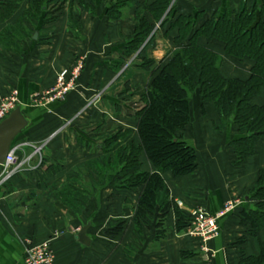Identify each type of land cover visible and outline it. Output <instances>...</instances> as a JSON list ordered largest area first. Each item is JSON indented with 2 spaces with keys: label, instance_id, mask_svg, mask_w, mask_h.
<instances>
[{
  "label": "crops",
  "instance_id": "obj_1",
  "mask_svg": "<svg viewBox=\"0 0 264 264\" xmlns=\"http://www.w3.org/2000/svg\"><path fill=\"white\" fill-rule=\"evenodd\" d=\"M30 1H24L9 21L0 22V34L18 22ZM243 2L250 8L261 0H176L175 6L177 15L203 12L195 27L199 28L217 10L225 6L240 10ZM91 6L84 8L79 0H72L59 12L51 31H47L49 25L37 31L38 38L29 37L23 51L0 49V103L16 89L32 118L31 127L13 144L20 146L17 155L22 166L0 184V264H25L26 243L46 242L53 246L55 264H187L202 261L210 251L214 253L212 264H238L245 253L257 254L253 227L244 220L242 210L255 203L251 191L264 168V137L256 142V153L248 162L237 165L232 142L240 137L238 129L228 120L226 127L216 132L222 118L212 102H203L199 90L191 94L190 122L179 131L195 148L198 169L192 175L175 177L167 171L162 176L172 198L185 212L199 206L215 213L227 201L239 199L242 203L219 222L220 234L206 244L208 253L202 251L203 243L178 230L173 210L166 223L167 234L159 241L157 217L150 223L137 222L144 185H123L124 177L113 169L114 154L122 144L110 139L128 132L130 143L136 147L141 144L139 109L131 106L135 94L125 95L123 87L127 83L134 88L141 82L147 90L152 74L140 67L136 56L126 60L121 69L116 66L135 32L133 16L112 20L106 0ZM169 29V23L162 25L157 31L159 38L166 37L174 49L187 44L176 42L177 28ZM154 41L140 51L141 57ZM198 44L226 54L222 40L201 36ZM81 57L85 68L78 88L65 100L34 104L35 98L55 85L59 71ZM254 65L248 56L229 55L221 73L227 79H248ZM142 94L137 93L138 100ZM254 104L264 105V86ZM139 159L144 171L156 170L145 153ZM2 169L0 164V176ZM88 222L90 246L78 238ZM119 224V233H108ZM257 234L264 242V229Z\"/></svg>",
  "mask_w": 264,
  "mask_h": 264
},
{
  "label": "trees",
  "instance_id": "obj_2",
  "mask_svg": "<svg viewBox=\"0 0 264 264\" xmlns=\"http://www.w3.org/2000/svg\"><path fill=\"white\" fill-rule=\"evenodd\" d=\"M24 1L0 0V22L14 16ZM68 1L72 0H31L17 25L7 26L0 34V47L23 51L26 39L55 22L58 12ZM79 1L82 7L90 8L97 0ZM106 1L112 20L121 19L126 14L125 8L136 6L138 25L124 46V56L121 63L116 65L118 69L142 48L158 23H169V30L177 28L178 43L187 41V44L173 51L165 67L155 65V60L146 58L140 63L141 68L152 74L151 83L141 96L143 106L137 111L141 144L136 147L118 135L110 139L114 144L126 143L123 154L114 158L117 160L115 170L124 177L123 185L126 187L144 185L136 219L137 222L150 223L157 217L156 240L159 241L167 234L166 223L172 210L177 215L179 231L188 225V212L183 211L172 198L171 189L162 174L169 171L179 177L192 175L198 169L195 148L179 134L190 122L191 94L194 91H200L204 103L212 102L215 105L222 118L216 131L224 128L227 119L238 127L240 137L232 142L237 165L248 162L256 153V142L264 137V105L253 102L264 86V0L255 2L250 8L243 2L240 10L234 11L225 6L199 28L195 27L203 12L177 15L176 0H154L151 4L148 0ZM71 21L75 31L76 24ZM201 36L210 41L219 39L225 42L226 54L199 45L198 38ZM229 55L239 58L248 56L255 61L248 79H227L222 75L221 68ZM137 57L141 58L140 52ZM141 153L147 155L155 171L142 169ZM251 197L256 200L252 204L254 208L251 205L244 208L242 216L253 227L258 253L243 256L239 264H264V242L257 234L264 229V168L259 172ZM121 228L119 224L108 233L117 234Z\"/></svg>",
  "mask_w": 264,
  "mask_h": 264
},
{
  "label": "built area",
  "instance_id": "obj_3",
  "mask_svg": "<svg viewBox=\"0 0 264 264\" xmlns=\"http://www.w3.org/2000/svg\"><path fill=\"white\" fill-rule=\"evenodd\" d=\"M85 68V59L79 58L74 64L62 68L57 76L55 85L35 98L34 104L49 105L65 100L66 97L79 86L80 79ZM20 103L19 92L14 89L5 96L0 103V122L5 119ZM20 146H12L4 164L0 184L10 180L21 168L17 150ZM2 196L0 195V204ZM241 200L227 201L224 206L215 213H210L202 207H192L188 211V225L184 229L185 236L199 240L202 251L208 252L207 243L220 234L219 221L229 213L235 212L241 205ZM25 264H55V252L49 242L42 244L26 243L24 252Z\"/></svg>",
  "mask_w": 264,
  "mask_h": 264
},
{
  "label": "rangeland",
  "instance_id": "obj_4",
  "mask_svg": "<svg viewBox=\"0 0 264 264\" xmlns=\"http://www.w3.org/2000/svg\"><path fill=\"white\" fill-rule=\"evenodd\" d=\"M68 2H70V1H68ZM68 2H67V4H68ZM20 10V9H19ZM18 10V11H19ZM125 10H127L126 11V14L121 18V19H119V20H122V19H125V18H129V17H131V16H133V18H134V20L136 21V27H137V25H138V21H137V19H136V16H135V14H134V12L132 13V11H134V10H136V6L134 5V6H132V7H128V8H125ZM17 11V12H18ZM16 12V13H17ZM16 13H15V15H16ZM58 14H59V12H58ZM23 16V15H22ZM13 17V16H12ZM11 17V18H12ZM10 18V19H11ZM9 19V20H10ZM9 20H7V21H9ZM7 21H5V22H7ZM19 21V20H18ZM114 21H118V20H114ZM18 23V22H17ZM17 23L15 24V25H17ZM53 23L54 22H52V23H50V24H48L49 25V27L47 28V31L48 32H50L51 31V25H53ZM9 25H11V24H9ZM8 25V26H9ZM161 23H158L157 24V26H156V28H155V30L153 31V33L150 35V37L147 39V41L143 44V46H142V48L136 53V54H134V56H138L139 55V52L142 50V49H144V47L147 45V43L149 42L150 43V41L151 40H153V39H155V41H154V43H153V46H152V48L147 52V54L146 55H144L143 57H138V59H139V61H138V63L140 64L141 62H142V60L144 59V58H146V59H151V60H155L156 61V64L155 65H160L161 67H165L167 64H168V62L171 60V58H172V55H173V51L175 50L174 48H172V46H171V44H173L172 42H169V41H166L165 40V38L166 37H163V39H160L159 38V35H157V31L158 30H160V28H161ZM134 34V33H133ZM31 38V37H30ZM29 38V39H30ZM28 39V38H27ZM26 39V40H27ZM172 40V39H171ZM177 42V41H176ZM0 49H2L1 47H0ZM133 56V57H134ZM154 66V65H153ZM149 71V70H148ZM141 84V85H140ZM144 85H142V83L141 82H136V84H135V86H134V88H131V86H129L127 83L124 85V94L125 95H127V96H129V94H135V96H134V98L133 99H131V106L132 107H134V108H136V109H140L141 108V106H143V103H142V101H141V99L140 100H138V98L136 97V95H137V93H143V91H145L146 89L143 87ZM139 91V92H138ZM260 95V94H259ZM137 100V101H136ZM254 102V101H253ZM217 111V110H216ZM227 121H228V119H227ZM231 121V120H230ZM232 122V121H231ZM235 125V127L238 129V127L236 126V124H234ZM226 127V122H225V124H224V128ZM223 128V129H224ZM216 129V128H215ZM221 131V130H220ZM217 132V131H216ZM219 132V131H218ZM238 132H239V130H238ZM240 133V132H239ZM129 134L130 133H128V132H120L119 134H118V136L120 137V138H125V140L126 139H128L129 140ZM131 142V140L128 142L129 144H131L130 143ZM126 143H123L122 144V146H121V149L120 148H118L117 149V152H115V154H114V156H115V159H116V157H120V155H122L123 154V151H124V149L127 147L126 145H125ZM116 166H117V160L115 161V165H114V168L113 169H115L116 168ZM255 187V186H254ZM253 187V188H254ZM67 190V189H66ZM65 190V191H66ZM255 200V199H254ZM256 201V200H255ZM1 205V204H0ZM185 235V234H184ZM186 237H188L187 235H186ZM191 238V237H190ZM214 239V238H213ZM212 240V239H211ZM256 248L258 249V247H257V243H256ZM209 251V250H208ZM204 252V251H203ZM211 252V251H210ZM208 253L207 254V256H203L202 257V259H200V260H202V261H195V263H193L192 261H190V262H186L187 264H212V261H213V259H214V253L212 252V253ZM244 253V252H243ZM243 256H249V255H247L246 253L243 255ZM242 256V257H243ZM189 259V258H188ZM188 259H185L186 261L188 260ZM203 262V263H202ZM240 262H238V264H239ZM232 264H237L236 262H233Z\"/></svg>",
  "mask_w": 264,
  "mask_h": 264
},
{
  "label": "water",
  "instance_id": "obj_5",
  "mask_svg": "<svg viewBox=\"0 0 264 264\" xmlns=\"http://www.w3.org/2000/svg\"><path fill=\"white\" fill-rule=\"evenodd\" d=\"M34 38H38L36 33ZM29 109L18 103L16 108L0 122V164H4L9 154L11 147L14 144L16 138L25 133L32 125V118L27 116ZM232 121V120H231ZM251 208H254L251 205ZM91 226V222L83 226L78 234L80 242L90 246L92 243L91 238L87 235V231Z\"/></svg>",
  "mask_w": 264,
  "mask_h": 264
}]
</instances>
